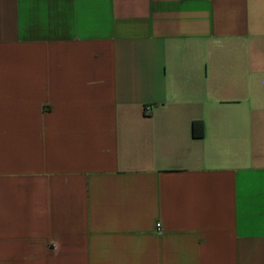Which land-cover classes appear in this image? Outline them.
Wrapping results in <instances>:
<instances>
[{
	"label": "crops",
	"instance_id": "0c3cea01",
	"mask_svg": "<svg viewBox=\"0 0 264 264\" xmlns=\"http://www.w3.org/2000/svg\"><path fill=\"white\" fill-rule=\"evenodd\" d=\"M0 264H264V0H0Z\"/></svg>",
	"mask_w": 264,
	"mask_h": 264
},
{
	"label": "trees",
	"instance_id": "16d2710c",
	"mask_svg": "<svg viewBox=\"0 0 264 264\" xmlns=\"http://www.w3.org/2000/svg\"><path fill=\"white\" fill-rule=\"evenodd\" d=\"M192 135L196 138H202L203 130L202 126L199 123H193L192 125Z\"/></svg>",
	"mask_w": 264,
	"mask_h": 264
},
{
	"label": "built area",
	"instance_id": "2783aa9c",
	"mask_svg": "<svg viewBox=\"0 0 264 264\" xmlns=\"http://www.w3.org/2000/svg\"><path fill=\"white\" fill-rule=\"evenodd\" d=\"M157 230L161 231V225L160 224H157Z\"/></svg>",
	"mask_w": 264,
	"mask_h": 264
}]
</instances>
